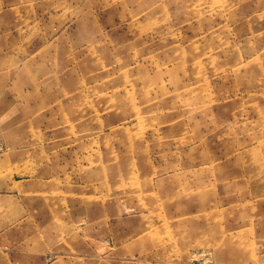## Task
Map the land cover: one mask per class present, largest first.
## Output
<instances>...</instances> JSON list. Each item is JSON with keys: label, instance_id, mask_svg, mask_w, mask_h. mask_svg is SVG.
<instances>
[{"label": "rangeland", "instance_id": "374dc122", "mask_svg": "<svg viewBox=\"0 0 264 264\" xmlns=\"http://www.w3.org/2000/svg\"><path fill=\"white\" fill-rule=\"evenodd\" d=\"M0 264H264V0H0Z\"/></svg>", "mask_w": 264, "mask_h": 264}, {"label": "built area", "instance_id": "2783aa9c", "mask_svg": "<svg viewBox=\"0 0 264 264\" xmlns=\"http://www.w3.org/2000/svg\"><path fill=\"white\" fill-rule=\"evenodd\" d=\"M2 150L1 146H0V151Z\"/></svg>", "mask_w": 264, "mask_h": 264}]
</instances>
